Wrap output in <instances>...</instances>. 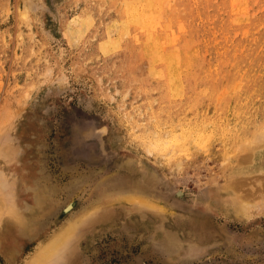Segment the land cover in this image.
I'll list each match as a JSON object with an SVG mask.
<instances>
[{
	"label": "rangeland",
	"instance_id": "rangeland-1",
	"mask_svg": "<svg viewBox=\"0 0 264 264\" xmlns=\"http://www.w3.org/2000/svg\"><path fill=\"white\" fill-rule=\"evenodd\" d=\"M0 264H264V0H0Z\"/></svg>",
	"mask_w": 264,
	"mask_h": 264
},
{
	"label": "bare ground",
	"instance_id": "bare-ground-1",
	"mask_svg": "<svg viewBox=\"0 0 264 264\" xmlns=\"http://www.w3.org/2000/svg\"><path fill=\"white\" fill-rule=\"evenodd\" d=\"M258 147V146H257ZM247 157V156H246ZM248 161V160H247ZM38 261V260H37Z\"/></svg>",
	"mask_w": 264,
	"mask_h": 264
}]
</instances>
